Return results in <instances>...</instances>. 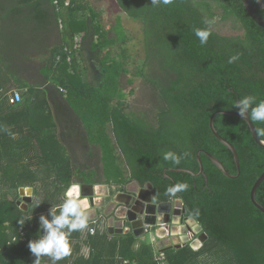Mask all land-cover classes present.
I'll return each instance as SVG.
<instances>
[{"label": "trees", "instance_id": "obj_1", "mask_svg": "<svg viewBox=\"0 0 264 264\" xmlns=\"http://www.w3.org/2000/svg\"><path fill=\"white\" fill-rule=\"evenodd\" d=\"M116 1L127 15L143 21L147 59H155L160 68L158 81L152 82L164 105L156 130L146 129L125 114L122 78L127 73L126 50L120 44L127 38L120 21L116 25L117 39H110L90 0H58L60 13L54 0H0V112L6 103L10 104L9 93L14 89L26 90V101L38 102L42 95H56L60 105L63 101L68 105L60 116L74 119V130L80 138L74 143V173L72 159L59 156L55 160L60 155L59 148L44 149V157L57 170L56 184L49 185L48 199L56 202L62 196L73 183L78 167L88 171L79 173L85 184L150 183L160 203L170 201L163 195L170 184L187 182L190 189L180 195L188 216L199 210L195 220L209 238L198 251L189 245L167 251L169 262L264 264V214L251 201L252 187L264 172V148L254 141L245 121L218 115L215 127L236 148L240 176L226 177L206 155L221 161L229 174L238 175L233 154L213 135L210 120L218 111L238 113L233 101L244 95L264 99V29L251 19L241 0H172L169 5H153L152 0ZM252 1L264 18V8L257 0ZM60 18L66 25L64 31L59 28ZM217 18L230 24L237 35L219 34L215 30ZM209 26L212 35L201 46L194 29ZM65 47L75 52L71 66L66 62ZM84 51L100 55L98 70L102 80L97 86L85 83L78 75V58ZM234 55L239 58L229 64V57ZM60 86L68 90L65 100ZM30 110L35 108L16 115L27 125ZM254 125L264 127L260 123ZM259 137L264 141V137ZM168 150L187 151L190 156L179 166L172 165L162 160V153ZM199 152L206 177L200 174ZM125 165L130 167L129 177ZM180 169L199 175L177 172ZM28 176L1 174L0 180L12 177L19 186ZM256 199L264 206V182ZM23 215L25 212L14 202L0 203V264H33L35 257L27 245L34 238L37 225L32 221L21 227L17 221ZM5 222L12 224L15 244L8 245L12 237L3 229ZM20 228L27 237L26 243L20 237ZM117 242L113 241L114 249H109L110 264H123L126 260L157 264L151 246L133 251L132 239L122 246Z\"/></svg>", "mask_w": 264, "mask_h": 264}, {"label": "crops", "instance_id": "obj_2", "mask_svg": "<svg viewBox=\"0 0 264 264\" xmlns=\"http://www.w3.org/2000/svg\"><path fill=\"white\" fill-rule=\"evenodd\" d=\"M91 2V6H92ZM99 17H103L106 14L104 9L97 10L94 5L92 6ZM103 19V18H102ZM101 19V20H102ZM121 20L118 18L114 27H109L105 22H101L102 28L107 32L110 39H117V22ZM104 21V19H103ZM122 25L123 35L126 36L127 42L130 37L128 36L125 28ZM125 41V42H126ZM123 42V43H125ZM93 53L84 51L78 58V75L84 80L85 83L97 86L101 80V74L98 70V61L92 62L87 61V55ZM25 72H29L26 70ZM12 86V85H11ZM14 89L11 92V96L14 92L19 91L23 93L24 100L22 103L16 105L7 104L2 107L0 112V175L1 174H26L29 175L26 180L23 181L24 185L15 184L10 177L8 180H0V203L2 202H14L17 205V201L20 199L19 190L22 188H30L33 190V201L28 205V213H32L34 216V222L37 225L35 231H37L38 224L37 220L42 213H46L47 205L57 204L61 202V197L56 199V202H50L48 199L49 193H51L50 186L56 184V168L48 163V160L44 157V149H58L60 155L55 156V160H59V156H65L68 159H72V170L74 173V143L78 141V133L74 130V119H67L61 117L62 110L68 108L65 101L63 104H59L57 101L58 97L42 95L38 102L33 100L26 101L28 95L26 90ZM63 97V95L60 93ZM59 95V96H60ZM66 97H63L65 100ZM65 106V107H64ZM35 108L28 115L29 124L18 118L16 115L25 113L27 109ZM37 109V110H36ZM70 109V107H69ZM4 119V120H2ZM25 119V118H24ZM11 134L15 135V138ZM101 172L103 167H99ZM88 172L86 169L78 167L75 169V173ZM100 172V171H99ZM80 181V182H78ZM75 180L73 176V183L85 184L83 180ZM90 183V182H89ZM17 186V189L14 186ZM85 185H109L111 184H85ZM17 192V199L11 197L12 192ZM39 199L41 205L36 208V199ZM18 206V205H17ZM20 207V206H18ZM21 208V207H20ZM22 210V209H21ZM25 212L24 210H22ZM97 214L102 212L101 209H97ZM99 226L101 222H99ZM11 222H5L4 228L6 235L12 237ZM96 230L95 234H90L87 231L84 233H74L73 239L76 241L73 248V255L66 258L61 264H110L109 261L112 258V246L113 241H118L119 246H122L123 242L132 239L135 244L133 251H139L144 245L151 246L155 253L156 247L153 242H144L143 237H136L132 233L129 235H119L114 233L113 235L108 232L105 228ZM3 233V231H2ZM9 237V238H10ZM107 237V238H105ZM12 239L8 242V245L12 244ZM26 243L25 241H23ZM85 247L91 249L90 255L85 258ZM25 249V247H20ZM1 251V250H0ZM118 255V254H117ZM94 257H96L94 260ZM119 260L120 256H116ZM50 264V263H49Z\"/></svg>", "mask_w": 264, "mask_h": 264}, {"label": "water", "instance_id": "obj_3", "mask_svg": "<svg viewBox=\"0 0 264 264\" xmlns=\"http://www.w3.org/2000/svg\"><path fill=\"white\" fill-rule=\"evenodd\" d=\"M241 1L251 19L264 29V18L258 13L253 1ZM258 5L264 8V0H259ZM218 115L242 119L249 126L254 141L262 148H264V141L255 134L254 123L248 121L246 117H240L236 112L218 111L211 117V131L217 140L233 154L238 175L229 174L221 161L209 153L206 155L226 177L236 179L241 173L240 159L236 148L218 133L215 127V119ZM197 161L200 174L205 175L201 152L197 154ZM177 172L188 173L196 177L199 175L185 169L177 170ZM263 182L264 172L252 187L251 201L264 214V206L256 199L257 191ZM101 186L97 189L94 185L83 184L81 185V196L89 202L92 221L100 220L110 234L129 235L132 233L139 238L149 236L150 242H155L156 249L162 252L180 250L188 246L190 244L189 233L192 239L197 237L199 239L190 244L191 248L196 247V251L208 241L209 237L203 231L202 226L188 216L183 200L182 202L160 203L157 198L151 199L156 195L152 184L141 185L137 181H130L126 185ZM19 195L17 205L22 210L28 211V205L33 201V190L28 188L25 192V188H22L19 190ZM97 209H101L102 212L97 214ZM167 232H169L168 237Z\"/></svg>", "mask_w": 264, "mask_h": 264}, {"label": "clouds", "instance_id": "obj_4", "mask_svg": "<svg viewBox=\"0 0 264 264\" xmlns=\"http://www.w3.org/2000/svg\"><path fill=\"white\" fill-rule=\"evenodd\" d=\"M259 2V0H257ZM172 0H152L153 5L163 4L169 5ZM211 25V21L208 22ZM194 35L199 40L201 46L206 45L210 36L212 35L211 27L196 28ZM239 57L234 55L229 57L228 63H234ZM18 98V97H17ZM233 108L238 110L240 117H246L251 123L264 124V99L258 98L257 95H244L233 101ZM255 134L264 137V127L256 128ZM15 138L14 134H11ZM190 153L185 151L177 153L168 150L162 153V160L170 162L172 165L179 166L182 160L187 159ZM101 185H96L99 189ZM190 184L187 182H176L170 184L163 195L170 201H181L180 194L187 192L190 189ZM28 189H25L27 192ZM151 199H155L156 196ZM60 203L52 204L46 213H42L38 220L37 231L34 238L29 240L28 249L35 257L33 264H61L66 258L73 255V246L76 241L73 239L74 233H84L87 231L90 234H95L96 228L91 227L90 223H94L91 218V210L89 202L86 198L81 196V184L70 183L64 190L61 196ZM41 205L39 199H36V208ZM199 210L190 213V218L195 219L199 217ZM34 220L32 213L25 211L17 223L23 227L26 223ZM16 237H13L12 244H15ZM11 244V245H12ZM193 250H197L193 246ZM85 258L91 253V249L85 247ZM45 258H47L45 260Z\"/></svg>", "mask_w": 264, "mask_h": 264}, {"label": "rangeland", "instance_id": "obj_5", "mask_svg": "<svg viewBox=\"0 0 264 264\" xmlns=\"http://www.w3.org/2000/svg\"><path fill=\"white\" fill-rule=\"evenodd\" d=\"M90 2H92L97 10L104 9L106 12L103 17H99L98 21L105 22L109 27H114L116 20L120 18L121 20L119 21L123 24V27L130 37L129 42L126 41L120 44L126 50L125 68L127 73L122 78V88L126 94L124 103L127 105L125 114L134 120V122L142 124L146 129H158L160 127V112L164 105L161 103L158 90L152 82L158 81L157 79L161 72L158 62L155 59L152 57L147 59L143 21L135 20L127 15L118 7L116 0H90ZM216 22L215 30L222 36L237 35L232 30L230 24L222 23L220 18H217ZM117 52L119 53L120 49H117ZM99 57L100 55L98 53H90L87 55L86 60L91 61V63L97 62ZM39 61V59L36 60V64H39ZM11 85L12 83L10 82L8 85L9 89ZM123 167L125 170H128V177L131 176L129 171L130 167L126 165ZM80 179L83 180L79 174H75V180L78 181ZM14 187L17 189L16 185ZM12 194L11 197L17 199V192L13 191ZM143 239L144 242H150L149 236L143 237Z\"/></svg>", "mask_w": 264, "mask_h": 264}, {"label": "built area", "instance_id": "obj_6", "mask_svg": "<svg viewBox=\"0 0 264 264\" xmlns=\"http://www.w3.org/2000/svg\"><path fill=\"white\" fill-rule=\"evenodd\" d=\"M54 6L56 8V11L58 13H60L62 11V8L58 2V0H54ZM69 7V3H66L65 4V8H68ZM59 28L61 31H64L65 28H66V25H65V22L63 21L62 18L59 19ZM76 40L79 42V38H76ZM64 51L67 53V58H66V62L68 65H72L74 60H75V55L73 52V50L70 48V47H65ZM57 60L58 61H61V58L60 57H57ZM59 89V92L64 96V97H67L68 96V90L64 87H58ZM18 97V98H17ZM23 101V96H22V93L19 92V91H16L12 94V96L10 97V104L11 105H17V104H20L21 102ZM99 222H101L100 220H94V223H90V226L91 227H95L96 230L98 229L99 226ZM101 226L102 228H105L107 229L104 224L101 222ZM100 227V228H101ZM96 233V232H95ZM19 234H20V237L22 238L23 241H27V237L25 236L24 232H23V229L20 228L19 229ZM189 237H190V244L196 240H199L198 237L195 238V239H192L191 237V234L189 233L188 234ZM169 236V232H167V237ZM17 240V239H16ZM154 244V247H155V242H153ZM189 244V246H190ZM154 261L157 263V264H171L169 262V259L166 255V252H162V251H159V250H156L155 253H154ZM123 264H138L137 262H130L128 260L124 261Z\"/></svg>", "mask_w": 264, "mask_h": 264}]
</instances>
